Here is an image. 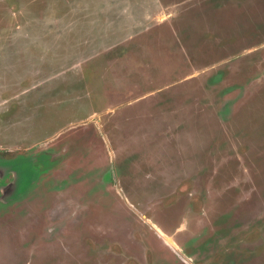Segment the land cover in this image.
Returning a JSON list of instances; mask_svg holds the SVG:
<instances>
[{
  "label": "rangeland",
  "instance_id": "374dc122",
  "mask_svg": "<svg viewBox=\"0 0 264 264\" xmlns=\"http://www.w3.org/2000/svg\"><path fill=\"white\" fill-rule=\"evenodd\" d=\"M1 156L0 264H264V0H0Z\"/></svg>",
  "mask_w": 264,
  "mask_h": 264
},
{
  "label": "flooded vegetation",
  "instance_id": "af4514ba",
  "mask_svg": "<svg viewBox=\"0 0 264 264\" xmlns=\"http://www.w3.org/2000/svg\"><path fill=\"white\" fill-rule=\"evenodd\" d=\"M0 158H2V156H1ZM10 158H12V157H8V158L5 157L6 160H8V159H10ZM4 166H5V164L3 163V161L0 160V167L2 168V167H4ZM2 169H3L4 171H2V172L0 171V178L3 177V176L6 174V172H5V171H6L5 167L2 168Z\"/></svg>",
  "mask_w": 264,
  "mask_h": 264
},
{
  "label": "water",
  "instance_id": "95a60500",
  "mask_svg": "<svg viewBox=\"0 0 264 264\" xmlns=\"http://www.w3.org/2000/svg\"><path fill=\"white\" fill-rule=\"evenodd\" d=\"M19 163H20V162H19ZM19 163H18V164H19ZM18 164H17V166L19 167ZM16 168H17L16 166L13 167V170H14L15 172H16V170H18V169H16ZM34 170H35V169H34ZM18 172H21V171H18ZM35 175H36V173L33 172L32 176H35ZM20 176H21V175H20ZM32 176H30V177L28 178L29 181L32 179ZM25 177H26V175H24V179H26ZM24 179H23V180H24ZM29 181H28V182H29ZM28 182H27V183H28ZM24 186H25V185H24Z\"/></svg>",
  "mask_w": 264,
  "mask_h": 264
}]
</instances>
